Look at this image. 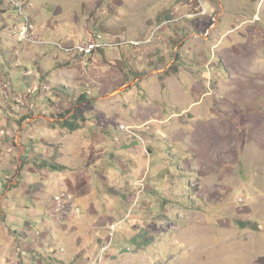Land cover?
I'll use <instances>...</instances> for the list:
<instances>
[{
	"label": "rangeland",
	"instance_id": "374dc122",
	"mask_svg": "<svg viewBox=\"0 0 264 264\" xmlns=\"http://www.w3.org/2000/svg\"><path fill=\"white\" fill-rule=\"evenodd\" d=\"M3 27L1 99L34 143L18 164L40 167L43 133L72 142L129 212L121 264H264V0H0ZM100 32L114 48L83 58Z\"/></svg>",
	"mask_w": 264,
	"mask_h": 264
},
{
	"label": "crops",
	"instance_id": "0c3cea01",
	"mask_svg": "<svg viewBox=\"0 0 264 264\" xmlns=\"http://www.w3.org/2000/svg\"><path fill=\"white\" fill-rule=\"evenodd\" d=\"M3 30L4 27L0 29L1 38L6 36ZM6 80L4 71L0 70V87ZM7 91L10 93L8 104L1 99L0 93V129L4 127L8 131V137L0 139V155L10 163L0 167V264H121L120 247L124 236L121 235L117 243L109 241L112 226H117L116 233L120 226L130 221L129 212L109 199L119 193L109 184L101 183V171L95 174L87 167H73L75 160L67 150L74 145L72 142L57 144L53 135H41L37 126L35 133L42 136L38 141L43 147L44 154L39 155L43 162L38 164L40 167H20L22 155H29L27 161L31 159L27 147H33L34 143L26 144L21 133L12 127L21 119L14 104L22 100L14 92ZM26 104L32 106L30 102ZM34 118L48 120L44 114ZM28 121L26 118L22 122L24 129ZM70 135L64 134L58 140H66ZM3 143H7L8 149H2ZM15 149L18 151L14 152ZM46 163L59 164L65 169L53 170ZM23 170L37 171L42 181L32 183L24 179ZM85 208L87 213L83 215ZM108 244L110 247L104 251ZM114 248L118 249L110 253Z\"/></svg>",
	"mask_w": 264,
	"mask_h": 264
},
{
	"label": "built area",
	"instance_id": "2783aa9c",
	"mask_svg": "<svg viewBox=\"0 0 264 264\" xmlns=\"http://www.w3.org/2000/svg\"><path fill=\"white\" fill-rule=\"evenodd\" d=\"M19 10V13L21 15V9H18ZM22 17V16H21ZM27 21V19H26ZM28 27H26L24 33H22V37L25 38V35L28 31L27 29ZM128 43H122V44H119L118 46H125L127 45ZM133 45H136V46H139L140 44H137V43H132ZM131 44V45H132ZM115 46V45H114ZM114 46L112 45L111 42H109L107 39H105L104 36L102 35H99L97 37V39L93 40L92 38L90 40H88L87 42H85L81 47H79L77 49V51H79L82 55H83V58L84 57H88L90 55H95L97 52H104L105 50L107 49H112L114 48ZM116 226H112V233L114 232ZM110 246V245H109ZM106 247L104 249V251H106L108 248Z\"/></svg>",
	"mask_w": 264,
	"mask_h": 264
},
{
	"label": "trees",
	"instance_id": "16d2710c",
	"mask_svg": "<svg viewBox=\"0 0 264 264\" xmlns=\"http://www.w3.org/2000/svg\"><path fill=\"white\" fill-rule=\"evenodd\" d=\"M101 34H104L103 32H100V33H96V34H93L92 35V39L95 40L97 39V37ZM127 45H130V44H127ZM133 47H139V46H136V45H132ZM122 48V47H121ZM78 111L76 110L74 112V114L72 115V120H66L62 123V127L63 128H66V129H69L71 132H75L79 129V124L77 123L78 121ZM51 169L53 170H63L65 169L64 167L60 166V165H57V164H47ZM115 231V230H114ZM111 233H112V230H111ZM110 247V246H109Z\"/></svg>",
	"mask_w": 264,
	"mask_h": 264
},
{
	"label": "bare ground",
	"instance_id": "6f19581e",
	"mask_svg": "<svg viewBox=\"0 0 264 264\" xmlns=\"http://www.w3.org/2000/svg\"><path fill=\"white\" fill-rule=\"evenodd\" d=\"M17 8V7H16ZM18 9V8H17Z\"/></svg>",
	"mask_w": 264,
	"mask_h": 264
}]
</instances>
